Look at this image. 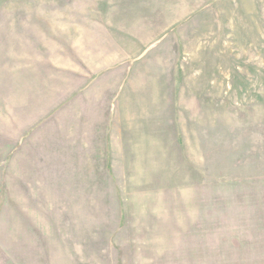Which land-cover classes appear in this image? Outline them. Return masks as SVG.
Segmentation results:
<instances>
[{"label": "rangeland", "instance_id": "obj_1", "mask_svg": "<svg viewBox=\"0 0 264 264\" xmlns=\"http://www.w3.org/2000/svg\"><path fill=\"white\" fill-rule=\"evenodd\" d=\"M137 1L136 20L150 11L151 32L173 25L154 52L181 88L185 170L200 189L158 197L160 206L132 199L121 214L112 200L94 220L67 223L44 199L47 212L0 222V264H264V0ZM105 35L106 0H0V70L10 43L12 64L30 73L54 65L64 41ZM230 169L238 184L226 190Z\"/></svg>", "mask_w": 264, "mask_h": 264}, {"label": "crops", "instance_id": "obj_2", "mask_svg": "<svg viewBox=\"0 0 264 264\" xmlns=\"http://www.w3.org/2000/svg\"><path fill=\"white\" fill-rule=\"evenodd\" d=\"M138 3L106 0L103 41H64L58 63L31 74L12 64L10 43L0 70V222L47 212V198L56 215L69 216L54 220L67 223L80 213L94 220V207L112 200L120 213L132 199L160 206L158 197L200 189V177L185 170L188 124L175 109L181 88L165 80V57L154 52L173 25L151 32L150 11L136 20ZM225 177L226 190L235 189L234 169Z\"/></svg>", "mask_w": 264, "mask_h": 264}]
</instances>
